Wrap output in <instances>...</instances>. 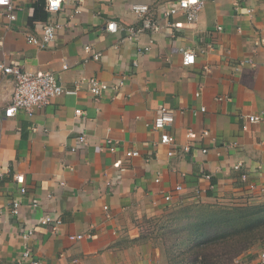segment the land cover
Listing matches in <instances>:
<instances>
[{
	"label": "crops",
	"instance_id": "obj_1",
	"mask_svg": "<svg viewBox=\"0 0 264 264\" xmlns=\"http://www.w3.org/2000/svg\"><path fill=\"white\" fill-rule=\"evenodd\" d=\"M175 1L84 0L80 13L71 4L47 12L36 1L20 2L11 22L0 12V61L51 70L65 87L89 77L110 86L94 100L80 83L77 94L54 96L32 116L7 117L12 79L1 78L0 264H23L25 246L39 264H154L159 250L141 237L148 221L185 203H251L264 196V0H209L193 23L181 12L164 16ZM133 3L148 5L160 22L157 31L131 34L129 28L140 25ZM46 20L65 25L40 48L26 34H39ZM113 21L115 32L108 30ZM186 52L194 54L192 63H184ZM243 59L253 63L239 65ZM160 104L173 112L165 129L175 149L189 145V151L170 157L172 146L158 143L161 131L149 124ZM247 114L261 119L243 129ZM80 133L86 143L72 151ZM106 138L118 143L115 152L97 149ZM231 142L236 146L228 147ZM126 150L139 155L127 157ZM116 159L125 169L110 189L105 182L118 173ZM16 174L23 175L24 193ZM13 199L17 215L10 212ZM43 214L60 218L55 230L40 223ZM29 228L33 233L24 239ZM79 233L92 236L68 237ZM260 254L248 250L238 262L264 264Z\"/></svg>",
	"mask_w": 264,
	"mask_h": 264
},
{
	"label": "built area",
	"instance_id": "obj_2",
	"mask_svg": "<svg viewBox=\"0 0 264 264\" xmlns=\"http://www.w3.org/2000/svg\"><path fill=\"white\" fill-rule=\"evenodd\" d=\"M37 0H0V12L7 18L8 21H14L16 19V12L19 9L20 2H35ZM84 0H43V8L47 12H60L66 4H71L73 6L74 13H80L82 9V3ZM209 0H176L173 4L167 7L164 10V16L168 17L170 15L181 12L187 23H193L198 16V12L203 8L206 2ZM132 12L140 19V25L137 27H130L131 34H136L145 29H149L153 32L157 31L160 28V22L156 21L149 15V7L145 3H133L131 5ZM250 12L249 9H247ZM65 24L61 21L46 20L42 23V26L39 30V34L27 33L26 40L40 48H45L48 46L56 37L57 31L63 28ZM172 26L178 27L179 23L174 22ZM118 24L116 22L108 23V30L117 31ZM84 50L86 52H91L92 48L90 45H85ZM101 53L98 51L93 52L91 58L97 60L100 58ZM194 60L193 53H184L183 61L186 64L192 63ZM244 63H253L251 59H243L239 61V65ZM136 65V62L134 63ZM67 65L63 64L62 68H66ZM11 76L12 79V90L10 102L5 108V116L11 117L18 112H22L27 116H32L38 109L42 108L44 105L50 102V99L54 96L61 94H77L79 91L80 83H84L87 87L88 92L91 94L94 100H98L107 90H109V85L99 80L96 77L84 78L73 87H65L60 82L59 76L51 70H38V71H27L21 69L20 66L8 65L0 61V80L5 76ZM122 82H119L112 88H115L120 85ZM199 94V91L196 92V95ZM222 99V98H220ZM201 111L204 110L203 107L200 108ZM75 116L82 115L83 111L80 109L74 110ZM243 117L242 128L246 129L247 124L255 123L260 121L259 115L247 114ZM174 121L173 112L165 105L160 104L156 109L155 116L150 122L149 126L152 130L161 131L159 134V144L172 146L171 149L167 151V156H173L180 151H189L190 146L184 145L179 149L176 148L175 137L169 133L165 128L172 124ZM208 131L203 130L202 136L207 135ZM191 130L187 131V136H193ZM86 143V138L84 133H80L77 136L76 143L71 147L72 151L77 150L80 145ZM228 147L236 146V142H231L227 144ZM118 147V143L111 138L105 139V145L99 144L97 146L98 150L107 149L109 152H115ZM202 152H206V149L202 148ZM125 155L127 157L138 156L139 152L137 150H126ZM113 167L118 170V173L115 177L106 180V185L108 188H113L116 184L120 182L121 171L125 169L122 160L116 159L113 162ZM234 169H239V164L233 165ZM72 169V168H70ZM246 174H242V177H245ZM15 180L18 183H21L20 192H25V187L23 186V175L16 174ZM158 181V178H155ZM176 190H180L181 186H175ZM164 199L169 201L171 199L170 195H165ZM12 204L10 207V212L14 215L19 213L18 206L19 203L17 200H11ZM38 205L37 201L32 202V206L36 207ZM103 209L107 212L108 207L103 206ZM61 220L58 216H50L49 214H43L40 218L41 224L51 225L52 229L55 230L60 224ZM33 233V228L25 229L22 232V237L27 239ZM91 233H79L69 235L71 240H79L84 237H91ZM261 257L264 259V251L261 252ZM19 262L23 264H39L40 261L35 257L32 250L25 246L19 257Z\"/></svg>",
	"mask_w": 264,
	"mask_h": 264
},
{
	"label": "trees",
	"instance_id": "obj_3",
	"mask_svg": "<svg viewBox=\"0 0 264 264\" xmlns=\"http://www.w3.org/2000/svg\"><path fill=\"white\" fill-rule=\"evenodd\" d=\"M35 5L43 9V0ZM161 219L165 223L156 231L174 238L182 264H233L248 250L264 245V203H185L156 220ZM148 233L149 227L143 228L142 239H147Z\"/></svg>",
	"mask_w": 264,
	"mask_h": 264
},
{
	"label": "rangeland",
	"instance_id": "obj_4",
	"mask_svg": "<svg viewBox=\"0 0 264 264\" xmlns=\"http://www.w3.org/2000/svg\"><path fill=\"white\" fill-rule=\"evenodd\" d=\"M255 201V202H252ZM251 203H238V204H222L224 206H233V205H249V204H260V203H264V196H262V198L260 197V199H254L252 200ZM177 206L171 208L169 211H171L172 209L176 208ZM168 211V212H169ZM175 214H173V216H175ZM165 223V219H161V220H152V221H148L146 223V227H149V233H148V238L149 240H153L155 246L158 248L159 250V255L156 257V262L154 264H182V262H179L181 257L178 256V252L175 249V242H174V238H166L164 237V234H159L156 230L158 228H160L163 224ZM151 228V230H150ZM159 232L161 233V230H159ZM255 249L256 251L262 252L264 251V245L263 246H258L257 248H252ZM251 249V250H252ZM175 250V252L173 251ZM261 255V254H260ZM238 259H235L233 261V264H244L242 262H238Z\"/></svg>",
	"mask_w": 264,
	"mask_h": 264
}]
</instances>
